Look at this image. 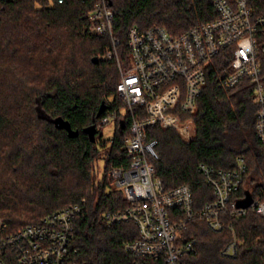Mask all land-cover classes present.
Segmentation results:
<instances>
[{
  "label": "trees",
  "instance_id": "16d2710c",
  "mask_svg": "<svg viewBox=\"0 0 264 264\" xmlns=\"http://www.w3.org/2000/svg\"><path fill=\"white\" fill-rule=\"evenodd\" d=\"M211 1L111 0L121 67L130 63L131 25L144 29L159 24L178 35L217 16ZM251 3L257 12L264 9V0ZM89 10L80 0H0V216L11 232L84 200L74 221L71 257L80 264H132L136 257L123 242L137 237V227L125 220L108 224L105 217L129 204L106 177L112 165L127 162L122 146L131 118L120 114L118 63L103 57L110 37L88 30ZM93 56L99 60L93 62ZM231 58L226 48L211 59L195 110L182 113L190 138L161 124L149 130L157 138L155 175L165 189L189 185L195 208L214 197L199 162L230 169L243 157L246 171L239 195H255L264 186V150L255 130L252 90L247 80L230 89L218 85ZM259 60L264 82V55ZM102 101L100 116L118 110L114 134L105 138L98 129L91 141L84 128L97 120ZM56 117L68 120L77 134L69 136L57 127ZM101 159L103 170L96 178ZM223 218L233 231H212L201 219L188 223L183 234L196 241L184 263L264 264V217L249 209ZM233 233L236 252L225 256L221 251Z\"/></svg>",
  "mask_w": 264,
  "mask_h": 264
},
{
  "label": "built area",
  "instance_id": "2783aa9c",
  "mask_svg": "<svg viewBox=\"0 0 264 264\" xmlns=\"http://www.w3.org/2000/svg\"><path fill=\"white\" fill-rule=\"evenodd\" d=\"M80 1L90 6L88 30L110 37L103 57L115 58L118 63L116 90L124 109L120 114L128 113L131 118L122 146L127 162L112 165L108 171L112 185L122 191L129 204L106 212L105 217L108 224L125 220L137 227V237L123 242L124 249L136 257L132 264H185L183 257L195 251L196 240L184 235L183 229L193 219L205 221L212 231H233L223 214L238 217L252 209L264 217V186L255 195L238 193L246 171L243 157H238L236 167L230 169L198 163L214 197L195 208L189 185L165 189L155 175L157 138L149 135L151 128L161 124L191 137L182 113L195 110L211 59L228 48L232 58L229 66L221 69L218 85L230 89L247 80L257 105L255 130L264 150V82L259 60L260 54L264 55V9L257 12L251 0H212L217 16L178 35L159 24L144 29L131 25L127 32L130 63L122 68L119 39L112 32L110 0ZM117 116L118 110H109L97 118L95 127L98 130L111 123L112 133L107 137L111 138ZM83 201L55 209L11 232L0 216V264H80L70 250L74 221ZM236 247L233 233L221 253L233 256Z\"/></svg>",
  "mask_w": 264,
  "mask_h": 264
},
{
  "label": "water",
  "instance_id": "95a60500",
  "mask_svg": "<svg viewBox=\"0 0 264 264\" xmlns=\"http://www.w3.org/2000/svg\"><path fill=\"white\" fill-rule=\"evenodd\" d=\"M109 3H111V0L109 1ZM93 62H97L99 60V57L98 56H93L92 58ZM104 101H102L100 103V106L98 107L97 109V112H96V117H99L101 112L103 111L104 109ZM54 122L56 124L57 127H60V128H64L68 135L69 136H75L77 134V130L76 129H73L69 123L68 120L62 118V117H56L54 119ZM123 126V123L121 122V127ZM84 131L87 133V135L89 136L90 140L91 141H95V136H96V133H97V128L95 127V124L94 123H91L89 124L88 126H86L84 128ZM250 201V198L248 197L247 200L245 201L246 204H248Z\"/></svg>",
  "mask_w": 264,
  "mask_h": 264
},
{
  "label": "rangeland",
  "instance_id": "374dc122",
  "mask_svg": "<svg viewBox=\"0 0 264 264\" xmlns=\"http://www.w3.org/2000/svg\"><path fill=\"white\" fill-rule=\"evenodd\" d=\"M120 110H121V112L124 111L123 108H121ZM112 129H113V125H112L111 123H108V124L104 125V126L102 127V129H101V131L103 132V136H104V137H110V136H111V133H112ZM103 165H104V160L101 159V160L99 161L98 173H95V174H94V176H95L96 178H98V177L101 175L102 170H103ZM106 179H107V181H108L109 184H110V188H111V189H116V188L112 185L108 173H107V177H106Z\"/></svg>",
  "mask_w": 264,
  "mask_h": 264
}]
</instances>
